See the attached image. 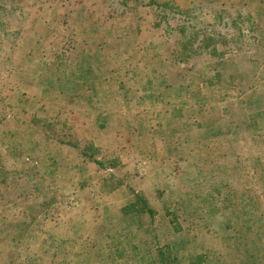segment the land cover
Wrapping results in <instances>:
<instances>
[{"label": "rangeland", "instance_id": "rangeland-1", "mask_svg": "<svg viewBox=\"0 0 264 264\" xmlns=\"http://www.w3.org/2000/svg\"><path fill=\"white\" fill-rule=\"evenodd\" d=\"M166 244L264 264V0H0V264Z\"/></svg>", "mask_w": 264, "mask_h": 264}, {"label": "trees", "instance_id": "trees-1", "mask_svg": "<svg viewBox=\"0 0 264 264\" xmlns=\"http://www.w3.org/2000/svg\"><path fill=\"white\" fill-rule=\"evenodd\" d=\"M244 34H245V32H240V34L238 33V37H241ZM192 36L191 35L188 36V39L183 44L182 50L180 51L181 55H186V52L188 49L194 50L197 47V48H203V49L209 50V55H211L212 58L216 57L215 61H216V63H218L217 65H221L220 63H222V62H224V60H226V57H224L223 52H219V50L215 46L216 39L214 37H209V36L204 37L202 39V41L197 43L196 40H193ZM222 36H224V35H220L219 37H222ZM219 37H217V39H219ZM229 41H230V39H229ZM222 42L227 44L228 43L227 38L222 40ZM195 43H197V44H195ZM250 102L252 103L253 100H251ZM254 103H255V100H254ZM89 156H92V158H93V155H89ZM94 161L100 165L104 164L101 161H97V160H94ZM103 166H106V165H103ZM132 207H133V209H131ZM126 209H129V211H135V213L142 214V215L147 214L151 219L155 218V211L148 204L147 199L141 195H137L136 201L132 205H129L128 208H126ZM176 230H178V229H176ZM162 249H164V250H162ZM165 249L168 250V253H166ZM172 251H173V248L169 244L164 245L162 248H158L157 254L160 258V261H159L160 264H172L173 263L170 261V259L173 258L172 260L174 261L176 257L173 255ZM197 264H200V261H197Z\"/></svg>", "mask_w": 264, "mask_h": 264}]
</instances>
